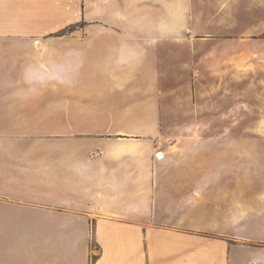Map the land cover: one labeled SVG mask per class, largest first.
<instances>
[{"label": "crops", "instance_id": "obj_1", "mask_svg": "<svg viewBox=\"0 0 264 264\" xmlns=\"http://www.w3.org/2000/svg\"><path fill=\"white\" fill-rule=\"evenodd\" d=\"M235 2L0 0V264H264V136L166 138L137 52ZM228 98L246 121L174 129L264 130V95Z\"/></svg>", "mask_w": 264, "mask_h": 264}, {"label": "rangeland", "instance_id": "obj_2", "mask_svg": "<svg viewBox=\"0 0 264 264\" xmlns=\"http://www.w3.org/2000/svg\"><path fill=\"white\" fill-rule=\"evenodd\" d=\"M206 13L204 32L191 39L204 42L203 45L187 49L137 51L141 55V65L148 58L153 63L149 73L162 75L160 90L168 93L161 120L166 126L173 127L172 130H162V135L166 138L201 137L206 140L212 137L240 139L264 136V130L174 129L187 123L246 121L241 114L229 113L231 109L237 111L238 106L230 108L228 96H242L241 101L244 102L243 96L264 95V83H261L264 80V0H236L227 27L222 19L213 18L212 8ZM248 63V69L255 73L244 77L243 71H247L245 66ZM98 80L93 82L94 96L106 92ZM219 101L226 104L213 108L214 102ZM92 104L100 107L106 101L93 97Z\"/></svg>", "mask_w": 264, "mask_h": 264}]
</instances>
